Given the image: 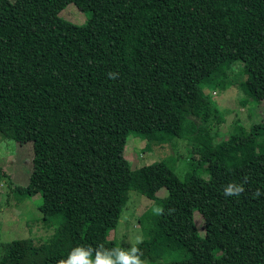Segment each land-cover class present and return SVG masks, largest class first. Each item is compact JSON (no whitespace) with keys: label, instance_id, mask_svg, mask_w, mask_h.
I'll list each match as a JSON object with an SVG mask.
<instances>
[{"label":"trees","instance_id":"16d2710c","mask_svg":"<svg viewBox=\"0 0 264 264\" xmlns=\"http://www.w3.org/2000/svg\"><path fill=\"white\" fill-rule=\"evenodd\" d=\"M68 3L88 13L83 22L59 15ZM236 61L243 101L263 100L264 0H0V135L33 148L28 181L11 188L41 192L53 228L3 242L0 264L123 248L109 232L130 189L164 209L138 219L141 260L264 264V117L249 128L235 120L215 142L224 112L204 91L225 89ZM131 134L146 146L191 142L183 177L164 160L132 167ZM230 183L245 191L225 196Z\"/></svg>","mask_w":264,"mask_h":264},{"label":"rangeland","instance_id":"374dc122","mask_svg":"<svg viewBox=\"0 0 264 264\" xmlns=\"http://www.w3.org/2000/svg\"><path fill=\"white\" fill-rule=\"evenodd\" d=\"M59 15L80 23L86 19L88 13L79 9L74 3H68L59 11ZM240 69H242V62L236 61L228 70L225 89L210 91L204 88L205 93L224 112V121L220 127L213 125L211 128L215 142L226 138L235 120L249 128L251 123L264 117V99L258 103L251 99L243 101L245 96L239 89L238 83L244 80L246 75L240 72ZM146 144L145 140L132 134L128 137L124 156L132 167L164 160L173 168L177 177H183L188 169V160L192 153L193 144L191 142L174 139L170 145L155 146L151 144V146H146ZM32 155L31 142L17 143L0 135V254L1 245L5 241L27 236L33 237L36 241V238L48 237L53 231V228L47 226L42 220V212L39 209V204L42 202L41 192L24 197L15 194L11 188L16 183L26 184L28 181ZM166 193L165 187H160L156 191L157 196ZM146 209H153V200L138 190L130 189L128 200L120 212L117 225L110 230L109 238L114 239L124 249L130 248L134 244L137 245L138 237L143 239L147 236V230L142 229L138 220ZM194 223L200 234L203 235V219L197 209L194 210ZM174 258L179 257L175 256ZM143 261L145 264H158V262Z\"/></svg>","mask_w":264,"mask_h":264},{"label":"clouds","instance_id":"9594fccd","mask_svg":"<svg viewBox=\"0 0 264 264\" xmlns=\"http://www.w3.org/2000/svg\"><path fill=\"white\" fill-rule=\"evenodd\" d=\"M110 78L115 79L118 74L110 73ZM245 191L243 184L230 183L224 188L225 196H239ZM256 196L261 195L257 190L254 194ZM154 215H162L164 209L162 207L153 208ZM142 240L138 237L137 244ZM93 252H95V259H92ZM143 253L139 247L135 244L128 249L123 248H111L106 249L102 245H98L95 249L91 246L88 247H76L72 250L66 260H60L57 264H145L141 260Z\"/></svg>","mask_w":264,"mask_h":264}]
</instances>
